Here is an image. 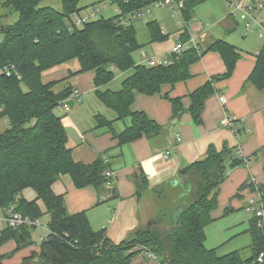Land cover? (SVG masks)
I'll return each mask as SVG.
<instances>
[{"label":"trees","instance_id":"trees-1","mask_svg":"<svg viewBox=\"0 0 264 264\" xmlns=\"http://www.w3.org/2000/svg\"><path fill=\"white\" fill-rule=\"evenodd\" d=\"M47 0H6L18 19L0 25V119L6 118L9 128L0 134V211L6 216L10 208L31 219L48 218L49 235L43 238L38 251L24 260L37 264H132L142 253L155 257L159 264H264L257 262L264 253V222L256 219L250 224L251 255L244 259L239 251L219 256L205 246V228L214 219L221 185L231 169L246 165L243 158L224 148L221 152L211 146L205 158L185 165L179 170L178 184L166 186L155 197L159 212L150 225L137 229L122 242L115 244L106 229L95 231L86 212L71 215L64 196L56 195L52 186L61 176L69 175L77 188L94 187L100 196L112 182L114 168L122 157L121 150L146 136H160L169 127L152 120L144 112H133L135 92L154 96L164 84L174 85L189 78V68L209 52L219 53L226 71L212 77L191 94L189 113L195 124H201L206 100L216 92L215 84L232 77L240 59L237 48L225 39L212 40L205 49L190 44L179 52H172L169 66H148L137 63L133 53L147 43H161L170 34H163L161 24H146L147 43L139 40L134 20L157 3L165 0H110L117 8L111 19L98 18L77 26L75 18L87 7L83 0H61V10L43 7ZM182 2L180 13L183 27L178 30L182 44L191 42L189 24L195 18V8L207 0H177ZM226 32L236 29L237 22L229 17ZM256 65L244 86L264 89V46L256 54ZM78 60L80 71L94 72V98L113 113L94 116L95 130H105L118 142V152L101 154L90 164L76 162L68 146V133L62 108L72 94L71 86L58 85L67 79L44 83L43 73L58 65ZM125 75L117 88L111 87L117 74ZM24 86L26 90H24ZM172 121L181 119L184 108L180 99H170ZM124 123L116 130V124ZM141 198L148 189V180L141 166L130 176ZM163 188V189H164ZM32 189L37 199L22 197ZM259 193L264 204V187H255L249 178L238 190ZM42 201L44 209L38 204ZM227 208L225 215L230 213ZM36 226L18 228L5 226L0 232V248L8 242L16 244L15 251L35 245ZM14 251V252H15ZM5 255L0 254V264Z\"/></svg>","mask_w":264,"mask_h":264},{"label":"crops","instance_id":"crops-1","mask_svg":"<svg viewBox=\"0 0 264 264\" xmlns=\"http://www.w3.org/2000/svg\"><path fill=\"white\" fill-rule=\"evenodd\" d=\"M227 15L226 13L219 22L226 21ZM226 24L228 26V22ZM191 25L189 31L194 45L204 42L211 33L210 29H207L208 32H202L195 24ZM161 27L165 34H176L177 45L179 29L170 28L168 23L161 24ZM228 37L223 35L218 39L227 41ZM168 42L167 39L161 43H147L151 55L144 54L149 57H169L176 45L168 46L163 51L159 47ZM239 52L241 56L232 77L216 83V92L206 100L201 124H195L189 113L191 94L212 77L225 73L226 66L219 53H207L190 66V76L187 80L174 85L164 84L160 93L154 96L136 91L131 110L144 112L159 125L169 128L152 139L142 136L121 150L122 157L118 159L119 165L114 168L112 182L102 196L94 187L77 188L69 175L61 176L52 189L56 195L64 196L68 212L71 215L86 212L92 229L95 231L106 229L108 238L118 244L137 229L150 225V221L159 212L155 197L160 196L166 186L178 184L179 170L185 165L205 158L211 146L219 152L227 148L236 157L246 161L245 166L231 169L226 181L221 185L218 207L212 213L214 221L226 216L227 208L231 209L230 213L246 206L249 208V200L256 193L245 189L240 197L236 195L249 178L254 184L264 187V89L255 85L244 86L256 65L257 58L256 55H243L241 51ZM141 62L140 56L138 63ZM61 65H65L66 73L60 80L67 79L63 83L71 86L73 94L81 98V101H70L74 104L71 108L73 110L77 104L83 105L84 96L93 95L94 72L69 77L71 72L80 71V64H75L72 60ZM222 96L225 97V103L220 101ZM170 99H180L185 111L177 121H172L173 108ZM74 110L68 112L64 110L59 116L62 117L67 130L68 146L72 149L76 162L90 164L108 151L120 153L117 149L118 142L111 134L105 130L94 129L93 113L89 114L92 123L90 119L82 118L81 111L75 113ZM227 115L233 117L235 129L225 126ZM6 121L8 122L6 118L0 119V123ZM116 130H120L119 127H116ZM168 151L171 154L166 159L164 155ZM130 158L132 160L128 161ZM137 166L142 167L148 180V189L143 192L140 199L136 196L135 186L130 179ZM22 197L28 201L37 199L32 189L24 190ZM38 204L44 209L42 201H38ZM4 246L0 248V254L14 255L4 258L3 264H37L24 263V260L33 251H38V247L32 246L15 251V243L10 248ZM142 255L152 258L150 254L142 253L134 258L132 264L135 261L136 264H159L154 258L156 262H147L145 258L140 257Z\"/></svg>","mask_w":264,"mask_h":264},{"label":"rangeland","instance_id":"rangeland-1","mask_svg":"<svg viewBox=\"0 0 264 264\" xmlns=\"http://www.w3.org/2000/svg\"><path fill=\"white\" fill-rule=\"evenodd\" d=\"M5 2L6 0H0V25H6L8 23L12 24L18 19V14L12 12L13 10L11 11L10 8H7ZM81 5L83 7H87L81 12L82 16L84 13L89 14L92 11L97 12V16L92 19H98L101 17L105 19H111L117 15V8L111 3L110 0H83ZM41 6L52 7L57 10H61L62 8L61 0H47L43 2ZM148 10L149 11H146L144 15L140 16L133 22L137 28L139 40L142 43H147L148 34L146 31V24L148 22L158 21L161 24L168 23L170 28H175L176 30L180 29L178 23L182 22L183 19L181 15H176L174 9L172 8V4H166L163 7H150ZM226 13L229 14V9L223 0H207L195 8V18L189 25L192 26L191 24L193 23L196 25L197 29H202V32H208L207 29H210L212 33L207 35L204 42H199L200 48L205 49L206 45H208L212 40L223 37L224 35L225 37L229 36L227 41L234 45L237 50L241 51L243 55L250 54L255 56L256 53H259L262 50L264 46V39L261 38L257 32L247 34L239 20H237L236 30L231 33H227L226 23L228 22L227 20H229V16L227 15L226 21L219 22ZM2 37L3 36L0 33V41L2 40ZM168 40V43L159 46L162 51L168 48V46L170 47L173 44L176 45V34L171 33ZM145 47L144 49L142 48L133 53V58L137 63L139 62V57L142 53H146L149 56L151 55V49L147 48V45H145ZM74 62L75 64H80L78 60H74ZM65 73V65H59L43 73L42 80L44 83L48 81L60 80L61 77L65 75ZM124 76L125 75L118 73L117 79L113 85H111V87L117 88ZM64 86H66L65 83H61L58 85V88L61 89ZM24 90H26L25 86ZM74 109L73 110L75 113L81 111L82 118H85L86 120L90 119L92 123L93 120L91 117H89L90 113H93V115L97 113H103L110 118L114 116L113 113L105 109L103 105L94 98L93 95L84 96L83 105L77 104ZM56 113L57 115H62L64 110L62 108L58 109ZM70 114H72V112ZM4 125H6L7 129L9 128V123L7 121L0 123V134L4 133L6 129L4 128ZM124 126V123L119 122L116 127L123 129ZM131 160V158L128 159V161ZM257 186L258 185L255 184L256 189ZM242 192H240V194ZM238 197H240V195ZM1 217L2 214L0 213V218ZM255 219L256 214L254 210L247 208L246 206V208L243 207L242 209L231 212L228 215L213 221L205 228L206 248L210 250H216L219 256L239 251L241 256L244 259H247L251 255V236L248 233V230L250 228V224ZM257 220L260 222L261 219L257 218ZM41 223H43L44 228H37V230L33 232V241L35 242V247H39L43 242V238H47L49 235L48 229L46 227L48 218L44 217L41 219ZM4 227L5 224L0 225V232ZM13 246L14 242H8L4 248H10ZM13 255V253H8L5 254V257L10 258ZM145 256L142 255L140 257L142 259L145 258V260L150 263L156 262L154 260V256L150 255L152 258ZM136 263L137 261H135L134 264Z\"/></svg>","mask_w":264,"mask_h":264},{"label":"built area","instance_id":"built-area-1","mask_svg":"<svg viewBox=\"0 0 264 264\" xmlns=\"http://www.w3.org/2000/svg\"><path fill=\"white\" fill-rule=\"evenodd\" d=\"M229 9L228 16L233 18L236 22L240 21L242 26L245 29V32L252 33L257 32L258 35L264 39V0H223ZM166 4H172V8L177 16H180V8L182 7V2L177 0H165L163 2L157 3L154 7H163ZM177 10V11H176ZM144 12L139 13L136 16L138 19L140 16L144 15ZM97 16V12L92 11L91 13H84L83 16L81 14L77 15L75 18V23L77 26H82L83 24L94 20L92 18ZM184 25L183 21L178 23V26L181 28ZM165 34L164 31H162ZM178 44L175 46L172 52H179L180 50L186 48L190 44L194 45V41L191 39V42L188 44L180 43L179 38ZM142 62L147 64L148 66H158L164 65L169 66L172 64V61L169 57L166 58H158V57H149L146 54L141 55ZM70 101H81V98L72 94L71 98L62 105V109L66 112L71 110ZM220 101L225 103V97H220ZM225 126L235 129V122L231 115H227L225 118ZM180 140V139H179ZM171 152H166L164 158H168ZM109 176H113V173H109ZM249 208L253 209L256 217L261 219L260 222L263 224L264 222V204L260 200L259 193L256 192L255 196H253L249 200ZM1 213V211H0ZM5 224V226H9L11 228H18L22 225H31L36 226L37 228H44L43 223H41V219H31L30 217L22 216L21 214L14 212L13 208H10L7 212V215L0 218V225ZM47 227V225H46ZM155 258V257H154ZM264 260V253H261L257 259V262L262 263Z\"/></svg>","mask_w":264,"mask_h":264},{"label":"water","instance_id":"water-1","mask_svg":"<svg viewBox=\"0 0 264 264\" xmlns=\"http://www.w3.org/2000/svg\"><path fill=\"white\" fill-rule=\"evenodd\" d=\"M10 10L12 11L13 10V7H11ZM69 103L71 105V108H73L74 104L72 102H69Z\"/></svg>","mask_w":264,"mask_h":264}]
</instances>
